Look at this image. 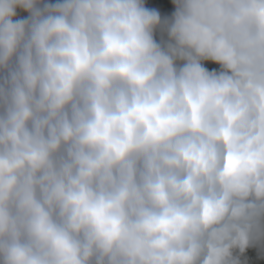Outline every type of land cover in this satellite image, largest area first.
<instances>
[{"label": "clouds", "instance_id": "clouds-1", "mask_svg": "<svg viewBox=\"0 0 264 264\" xmlns=\"http://www.w3.org/2000/svg\"><path fill=\"white\" fill-rule=\"evenodd\" d=\"M0 264H264V0H0Z\"/></svg>", "mask_w": 264, "mask_h": 264}, {"label": "trees", "instance_id": "trees-1", "mask_svg": "<svg viewBox=\"0 0 264 264\" xmlns=\"http://www.w3.org/2000/svg\"><path fill=\"white\" fill-rule=\"evenodd\" d=\"M51 2H55V0H51ZM166 9H167V14L170 16L174 11H175V8L174 6H172L171 4H168L165 6ZM23 16H27L26 13H23L22 14ZM157 41L159 42V36H157ZM206 68H208L209 70H217L219 71V65H216V64H213L211 62H206L205 65H204Z\"/></svg>", "mask_w": 264, "mask_h": 264}]
</instances>
